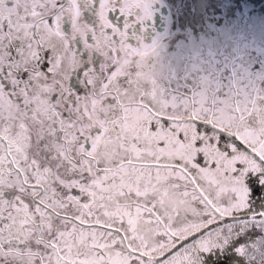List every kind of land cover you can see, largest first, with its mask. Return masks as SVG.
<instances>
[{
	"label": "snow or ice",
	"instance_id": "6c2138e0",
	"mask_svg": "<svg viewBox=\"0 0 264 264\" xmlns=\"http://www.w3.org/2000/svg\"><path fill=\"white\" fill-rule=\"evenodd\" d=\"M0 264H264V0H0Z\"/></svg>",
	"mask_w": 264,
	"mask_h": 264
}]
</instances>
